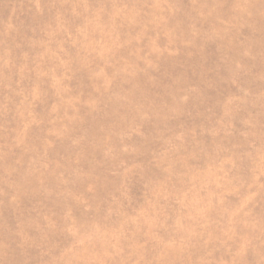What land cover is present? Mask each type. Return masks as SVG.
<instances>
[{
	"label": "rangeland",
	"instance_id": "rangeland-1",
	"mask_svg": "<svg viewBox=\"0 0 264 264\" xmlns=\"http://www.w3.org/2000/svg\"><path fill=\"white\" fill-rule=\"evenodd\" d=\"M0 264H264V0H0Z\"/></svg>",
	"mask_w": 264,
	"mask_h": 264
}]
</instances>
